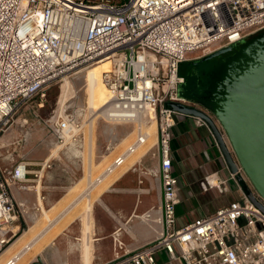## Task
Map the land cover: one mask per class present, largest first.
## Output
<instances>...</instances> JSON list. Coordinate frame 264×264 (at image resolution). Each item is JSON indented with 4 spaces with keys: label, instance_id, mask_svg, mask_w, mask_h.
<instances>
[{
    "label": "built area",
    "instance_id": "2783aa9c",
    "mask_svg": "<svg viewBox=\"0 0 264 264\" xmlns=\"http://www.w3.org/2000/svg\"><path fill=\"white\" fill-rule=\"evenodd\" d=\"M263 31L264 0H0V134L11 130L28 101H44L53 81L110 58L112 69L104 81L111 101L103 120L157 125L161 162L155 174L162 188V217L156 222L162 230L153 243L134 251L119 241L116 258L108 264H161L157 255L162 251L169 255L165 264H264V199L255 191V202L245 195L211 215L178 225L180 186L171 146L177 112L170 106L183 103L214 116L208 107L181 97V65ZM28 123L24 120L21 127ZM197 123L210 128L201 116ZM44 125L61 148L84 136L83 123L72 114L54 115ZM147 136L139 135L138 126L132 144L72 205L90 199L97 185L126 166L145 147ZM30 167L24 160L8 173L0 167V254L17 237L14 225L27 213L11 187L29 190ZM50 168L52 159H46L34 180L41 181ZM18 261L15 257L6 264Z\"/></svg>",
    "mask_w": 264,
    "mask_h": 264
},
{
    "label": "crops",
    "instance_id": "0c3cea01",
    "mask_svg": "<svg viewBox=\"0 0 264 264\" xmlns=\"http://www.w3.org/2000/svg\"><path fill=\"white\" fill-rule=\"evenodd\" d=\"M197 110L206 115L202 110ZM175 115L176 125L172 131L171 142L173 174L179 179L180 204L177 208V219L178 225L183 226L199 217L211 215L231 202L243 199L246 195L245 187L249 183L241 173L234 175L230 171L211 127L200 126L196 116L179 112ZM210 118L216 127L221 129L216 118L214 116ZM132 131L131 127L128 129L121 125L98 126L95 163L101 162L106 155L111 158L116 154L113 159L120 155L122 152L117 151L118 147L122 146V140L129 137ZM23 135L18 136L8 146H13L15 151H18L17 149L21 150L24 144L26 152L30 153L27 150L31 149L30 146L33 144L31 133L26 132ZM83 139L81 138L77 144L62 148L58 156L52 158V168L44 172L41 180L43 185L41 198L47 210L61 209L73 189L85 179L86 168L81 164L84 156L82 153L76 154L77 150L83 152L85 146L84 143L81 145ZM44 145L55 150L59 147L54 136ZM26 152L23 154L20 152L18 159L28 162L31 166L32 174L29 178L32 182L29 190L21 191L17 186L11 187L16 201L25 203L27 211L23 214V219H19L14 225L17 234L42 223L41 209L36 210L39 207V195L34 172L38 171L39 165L48 159L53 150L33 152L29 155ZM96 158L99 162H96ZM129 159L126 168L123 167L125 170L121 171V168L117 171L119 174L116 172L112 184L93 202L91 211L81 212L66 220L74 208L70 205L62 210L63 212L56 214L46 233H52L59 224L65 222L56 232L58 235L44 246L43 254L35 258L31 264H86L83 255L84 233H94L95 237L90 264H108L114 261L119 241L125 245L126 250L134 251L153 243L158 238L162 230V225L156 222L162 217V188L160 179L155 174L159 171L161 162L158 147L155 144L141 158ZM211 180L215 181V185ZM203 182H206L205 186L202 185ZM147 214L151 215L150 220L144 218ZM157 260L165 264L169 261V255L162 251L157 255Z\"/></svg>",
    "mask_w": 264,
    "mask_h": 264
},
{
    "label": "water",
    "instance_id": "95a60500",
    "mask_svg": "<svg viewBox=\"0 0 264 264\" xmlns=\"http://www.w3.org/2000/svg\"><path fill=\"white\" fill-rule=\"evenodd\" d=\"M244 43L221 65L209 95L213 115L222 130L197 109L183 103L170 106L176 112L201 116L208 122L228 168L234 175L244 172L251 184L245 187V194L255 202L254 191L264 199V31ZM234 47L194 61L212 60L232 52Z\"/></svg>",
    "mask_w": 264,
    "mask_h": 264
},
{
    "label": "rangeland",
    "instance_id": "374dc122",
    "mask_svg": "<svg viewBox=\"0 0 264 264\" xmlns=\"http://www.w3.org/2000/svg\"><path fill=\"white\" fill-rule=\"evenodd\" d=\"M244 42L240 43L239 45H236V47H239L240 45H242ZM195 54H190L188 55L189 57L194 56ZM231 56L230 53L224 54L222 56H219L217 58H214L212 60H209L207 62H204L202 64L199 65L198 69H207L210 67H214V66H220ZM189 62L183 63L182 65V70L183 73L185 75H188L191 69V64ZM192 71V70H191ZM78 73V72H77ZM76 73V74H77ZM83 73L78 74L76 76H72L71 79H73V82L75 84V90L77 91L76 94H74V96L70 97L69 100L66 103V108H65V113H63L62 116L60 117H65L66 115H71L74 116L78 121L82 122L83 124H89L90 123V116L88 114V112L83 111L84 109V104H85V95L84 94V90L82 91L83 85L81 84L82 81L80 80L82 77ZM71 76L70 73L66 74L65 76H63L61 79H58L56 81H53L49 88L47 89V95L46 98L44 99V101L41 100L40 97H35L33 99H31L30 101H28L15 115V121L16 123L13 125V127H11V130H8L7 132L3 133L1 132L0 134V142L2 139V144H3V148H0V167L3 171L7 170L8 171L12 170L13 167L16 166V164L20 161V158L18 159V154L20 152H22V154L24 152H26L25 150V145H22V149H17L18 151H15V147L13 146H8L10 145V143H13L14 140H16V138L20 135H22V137L24 136L23 134L26 132H30L31 133V141H33L32 146H30L31 149L27 150L30 151L29 154H33V152H42V151H47V152H52L55 151V148H46L44 143L52 140V135L49 134L48 130H46L44 122L47 119L52 118L54 115H58V110H59V103L62 97V91H63V85H64V79L66 77ZM190 86V85H189ZM43 102V103H42ZM28 120V125L25 127L21 128V125H19V122L21 123V120ZM19 121V122H18ZM110 125V123L104 121L103 119H100L98 121V123L96 124L97 127H102L104 125ZM118 125V124H117ZM119 126V125H118ZM121 126H125L129 129V127H131L133 129L132 134H130L128 138V142H127V146L125 147H119V149L117 151H126V147H129L132 142L134 141V139L137 136V127L138 125H121ZM88 125L83 129L84 131V136H82L83 142L81 143V145H83L84 143V149L83 152H81L80 150H77L76 154L82 153V155L84 156L83 159L81 160V164L84 165L85 169V179L83 181H81L77 187H75L73 189V191L71 192V194L69 195V197L65 200V203L63 205V207L57 211H55V209H52V216L51 218L54 219L55 216H57V213H60L62 210L66 209V207H69L70 205H72L81 195H83L84 191L86 190V188L88 187V184L90 181H94L103 171L104 169H106V167L110 164V162L113 160L114 155L113 154L111 158H109V160L105 163V164H101L97 167V169L93 170V175L89 174V163H90V145L88 146L89 142H86L88 139ZM146 129H144L145 131ZM23 132V133H21ZM86 134V135H85ZM20 137V138H22ZM33 137V138H32ZM87 139V140H86ZM89 141V140H88ZM87 143V144H86ZM94 156H96V145H97V128L95 131V143H94ZM88 146V147H87ZM21 148V147H20ZM62 149V148H61ZM60 149V150H61ZM59 150V151H60ZM59 153V152H58ZM58 153L55 156H58ZM13 154V155H12ZM108 156V155H106ZM7 158V159H6ZM95 158V157H94ZM14 159L17 161H14ZM19 161H18V160ZM96 162H99V159L96 158ZM125 167V166H124ZM126 168V167H125ZM124 168H122L123 170ZM241 175H243L244 178L247 179V177L245 176L244 172L241 171L240 172ZM248 181V179H247ZM105 183V182H104ZM102 184V187H107V182L105 184ZM248 186L251 187L250 182L248 181ZM111 185V184H110ZM98 186V185H97ZM100 188H96L93 190V192L91 193V198L90 200L88 198L83 199L82 201H80L79 203H77V206H74V209L70 212V214L66 217V220L71 219L74 215H77L81 212H85L87 205L89 203L94 202L98 199L99 195L101 192H99ZM94 195V196H93ZM92 199V200H91ZM54 215V216H53ZM42 220L40 224H38L37 226H34V229L29 230V233H27V237L26 240L23 242V244L19 245L17 251L14 253L16 254L18 251H20L23 247H25L26 244H28L33 237L36 235V233L38 234V238L40 239L42 237V235L39 234H43L42 230H44V228H46L48 225L50 224V222L46 221V218L42 219L43 217H40ZM65 221H63L61 224H59V226H57L52 233L47 234V236L45 237L46 242L44 244L43 241L39 242L38 246H46L49 241H51V239H53L54 237H56L58 235V233H56L59 229V227H61L64 224ZM46 225V226H45ZM40 228V229H39ZM33 232V233H30ZM35 232V233H34ZM39 232V233H38ZM23 233H19L17 235V237L21 236ZM16 237V238H17ZM15 238V240H16ZM48 242V243H47ZM13 254V255H14Z\"/></svg>",
    "mask_w": 264,
    "mask_h": 264
},
{
    "label": "bare ground",
    "instance_id": "6f19581e",
    "mask_svg": "<svg viewBox=\"0 0 264 264\" xmlns=\"http://www.w3.org/2000/svg\"><path fill=\"white\" fill-rule=\"evenodd\" d=\"M111 69H112V60L110 58H108V59L102 60L100 62H97V63H95L89 67H86L80 71H77L78 73L76 72L77 75L83 73V75L80 79L82 81L81 84L83 85L82 91L84 90V94H86L83 111L88 112V114L90 116V123L89 124H86V123L83 124L84 128L87 125L89 127L88 128L89 132L87 133L88 134L87 139L89 141L86 139L87 140L86 142H89L88 146L90 145V147L87 146L88 148H90V152H89V154H90V156H89V158H90L89 174L90 175L94 174L93 170L97 169V167L99 165H101V164L103 165L109 160V156H104V158L101 162L95 163V158H94L95 157L94 156V154H95L94 153V151H95L94 145L95 144L94 143H95V131L97 128L96 124L98 123V121L100 119H106L107 114H109L108 109L110 107V101H111L110 95L111 94L109 92V89H108L105 81H104V77H105L104 74L110 72ZM71 78H72V75L69 77H66L63 80L64 85H63L62 97H61V100L59 103L58 116H62L63 113H65L67 101L69 100L70 97L74 96V94L77 93V91L75 90V84L73 82V79H71ZM23 123H24V120H21V124H23ZM110 124L111 125H117L115 123H110ZM135 125L139 126V135H140V133H142V135H144V134L148 135L147 136V143H146L145 147L141 146V148H139L137 150L138 152H136L134 155H132L129 160H131L132 158L133 159L141 158L142 156H144L146 154L147 150H149L151 147H153L157 143V134L158 133H157V125H156L155 121H152V123H150V124L149 123L145 124L144 122L143 123L139 122L138 124L136 123ZM143 128L146 130L144 131ZM137 129H138V127H137ZM128 141L129 140L127 137L124 138L122 140V143H121L122 147L127 146ZM2 146H3V144H2V139H1L0 148H3ZM126 148H128V147H126ZM60 149H61V147L59 146L55 151H53V153L48 157V159L49 160L52 159L59 152ZM134 164H135V162H134ZM131 167H129V168H131ZM124 170H125V168L121 171H124ZM117 174H119V172H117ZM117 174L114 173L110 177L103 180L101 184H99L98 186L95 187V189L100 188L99 192H102L105 188H108V186L110 184H112V181L116 177L115 175H117ZM29 182H32V181H29ZM104 182L105 183L107 182V185ZM103 183L107 187H102ZM211 183L215 185V181H212ZM37 184H38V186H36V190H37L38 195H39L38 204H39V207H40L41 212H42V217H43V219L46 218V221L50 222V224H47L48 226L46 228H44V230H42L43 234H39V235H42V237L40 239L38 238V236H37L38 234L36 233V235L33 237V239L28 244H26L25 247H23L20 251H18L16 254H14L17 251L19 245L23 244V242L26 240L27 233L29 232V230L24 232L21 236L17 237L16 240L12 241V243L0 254V264H6L10 259H13L15 257H19V261L17 264H31L32 262H34L35 258H37L38 256H41L44 252V246L39 247L38 244L41 241H43L45 244V242H46L45 237L47 236V234H50V233H46V232L49 231V228L53 223V219L51 218L52 210L51 209L47 210V208L44 205L43 199L41 198V193H42L41 189H42L43 185L41 184L40 180H37ZM92 204H93V202L91 201V203H89L87 205V208H86L87 212L92 210V206H93ZM76 206H77V204H76ZM72 209H74V208H72ZM56 224H59V223H56ZM90 224H91V222H90ZM54 227L55 226L53 225V228ZM31 229H34V226L33 227L31 226L30 230ZM94 241H95L94 233H84L83 255H84V260H85L86 264H90V262H91V259L93 256L92 255V248H93ZM114 245H115V243H114Z\"/></svg>",
    "mask_w": 264,
    "mask_h": 264
},
{
    "label": "trees",
    "instance_id": "16d2710c",
    "mask_svg": "<svg viewBox=\"0 0 264 264\" xmlns=\"http://www.w3.org/2000/svg\"><path fill=\"white\" fill-rule=\"evenodd\" d=\"M195 62L196 61L190 62L191 69L188 75L183 73L182 65L180 67V74L185 78V83L180 88V95L187 100L201 103L213 111V105L209 101V95L214 89L213 82L220 66H214L203 70L198 69V67L204 62Z\"/></svg>",
    "mask_w": 264,
    "mask_h": 264
},
{
    "label": "flooded vegetation",
    "instance_id": "af4514ba",
    "mask_svg": "<svg viewBox=\"0 0 264 264\" xmlns=\"http://www.w3.org/2000/svg\"><path fill=\"white\" fill-rule=\"evenodd\" d=\"M245 43H243L242 45H240L239 47H234L233 51L230 52L231 56L232 55H235L236 52L240 51V49L242 48V46L244 45Z\"/></svg>",
    "mask_w": 264,
    "mask_h": 264
}]
</instances>
